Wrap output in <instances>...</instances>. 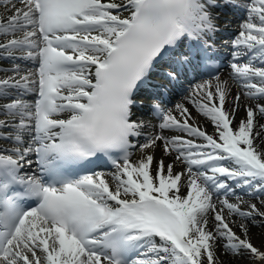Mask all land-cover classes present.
I'll return each instance as SVG.
<instances>
[{
    "label": "snow or ice",
    "instance_id": "1",
    "mask_svg": "<svg viewBox=\"0 0 264 264\" xmlns=\"http://www.w3.org/2000/svg\"><path fill=\"white\" fill-rule=\"evenodd\" d=\"M0 4V264H264V0ZM225 9L243 19L221 79ZM190 74L213 134L166 106Z\"/></svg>",
    "mask_w": 264,
    "mask_h": 264
},
{
    "label": "bare ground",
    "instance_id": "2",
    "mask_svg": "<svg viewBox=\"0 0 264 264\" xmlns=\"http://www.w3.org/2000/svg\"><path fill=\"white\" fill-rule=\"evenodd\" d=\"M8 6L9 5H5L4 7H0V15H6L7 12H8ZM19 6V5H17ZM4 70V69H3ZM10 74V73H8ZM0 76H4V74L2 72H0ZM191 84H189L190 86ZM245 115V112L244 110H242V108H240L239 110H237L236 112V117H235V122H238L240 119H242ZM257 120L260 122V123H264V119L260 118V117H257ZM158 150H160L158 148ZM156 158L159 159L160 158V155L159 154H156ZM165 158V162L166 163H170L171 160L167 157H164ZM176 171H181L182 168L180 167H177L175 169ZM244 200H251L252 202H257L253 197L251 196H248V195H245V197L243 198ZM230 201L232 202H235V198H230L229 199ZM209 227H212V219L211 217L209 218ZM252 237H253V242L257 245V246H260L262 242H264V236H261L260 235V230L259 229H253L252 230ZM236 264H247V258L245 257L244 259L242 260H238L236 262Z\"/></svg>",
    "mask_w": 264,
    "mask_h": 264
}]
</instances>
